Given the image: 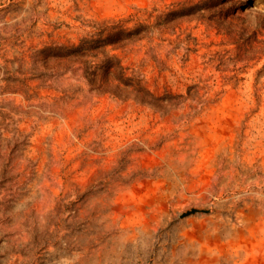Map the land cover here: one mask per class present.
<instances>
[{"label":"rangeland","instance_id":"1","mask_svg":"<svg viewBox=\"0 0 264 264\" xmlns=\"http://www.w3.org/2000/svg\"><path fill=\"white\" fill-rule=\"evenodd\" d=\"M225 1L0 0V264H264V55L226 35L264 0ZM112 56L149 104L100 92Z\"/></svg>","mask_w":264,"mask_h":264},{"label":"trees","instance_id":"2","mask_svg":"<svg viewBox=\"0 0 264 264\" xmlns=\"http://www.w3.org/2000/svg\"><path fill=\"white\" fill-rule=\"evenodd\" d=\"M217 2L213 6H222L225 3V0H201L199 5L194 7L196 12L207 10L208 7L205 6L207 2ZM262 19V20H261ZM261 23L264 24V17L260 16ZM226 35L232 39V42L235 46L236 50V62L244 63L245 66L252 60L258 59L260 55H264V39L261 41H257L256 34H251L249 37L245 36L244 32H240L238 34L234 33L231 30L226 31ZM91 40L83 39L80 44L73 48L70 51L66 52H55L51 54H46V50L38 51L36 54H43V63L45 66H48L50 62H59L64 61L65 63H80L86 64V60L94 55L91 53L95 48L88 46ZM118 41H114V39H109L107 41H103V47L115 45ZM258 45H255V44ZM122 46V45H121ZM52 60V61H51ZM105 64L100 65L99 67H95L90 73V76L96 77L97 71L100 69L102 71V86L100 89L101 93H108L113 95L114 97L122 100H133L135 103L140 105L149 104L148 98H153V95L140 83L134 80L132 77H128L125 75V69L121 65L120 60L115 57L106 58L104 61ZM259 76H264V65L262 68L257 71ZM115 81L118 83L117 92L111 91L109 88V84Z\"/></svg>","mask_w":264,"mask_h":264},{"label":"water","instance_id":"3","mask_svg":"<svg viewBox=\"0 0 264 264\" xmlns=\"http://www.w3.org/2000/svg\"><path fill=\"white\" fill-rule=\"evenodd\" d=\"M196 212H198V210H196V209H190V210L186 211L185 213L181 214L180 215V218L187 217V216L192 215V214H194Z\"/></svg>","mask_w":264,"mask_h":264}]
</instances>
